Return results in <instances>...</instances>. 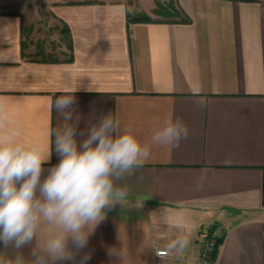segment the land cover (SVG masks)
<instances>
[{
  "label": "crops",
  "instance_id": "obj_1",
  "mask_svg": "<svg viewBox=\"0 0 264 264\" xmlns=\"http://www.w3.org/2000/svg\"><path fill=\"white\" fill-rule=\"evenodd\" d=\"M173 2L188 21L129 22L127 0H41L66 37L59 55L27 48L36 0H0V98L22 140L53 141L41 180L60 159L51 135L62 123L51 106L60 95L74 93L78 142L109 114L142 142L168 117L190 129L177 148L151 146L119 182L122 205L105 209L87 247L57 264L87 253V264H193L205 233L222 238L212 264H264V0ZM178 235L189 239L183 253L156 255ZM34 246L21 250L26 258ZM11 254L0 242V255Z\"/></svg>",
  "mask_w": 264,
  "mask_h": 264
},
{
  "label": "clouds",
  "instance_id": "obj_2",
  "mask_svg": "<svg viewBox=\"0 0 264 264\" xmlns=\"http://www.w3.org/2000/svg\"><path fill=\"white\" fill-rule=\"evenodd\" d=\"M4 98H0V242L14 254L0 255V264H57L74 260L87 247L89 236L105 219V209L123 203L127 189L119 182L131 178L150 158L151 146L177 148L190 134L186 123L168 117L153 131L151 142H142L135 130L121 132L119 119L112 114L91 123L82 141L77 140L81 117L74 115V93L63 94L51 106L62 123L51 133L59 162L50 163L53 141L47 147L22 140L18 126H7ZM200 107H206L201 99ZM44 232L45 239L38 241ZM35 246L26 258L21 251ZM71 244V247L69 246ZM189 239L178 235L166 246L155 250L161 258L171 252L183 253ZM73 249L75 251H73ZM109 256L119 253L109 250ZM91 254L81 256L87 264Z\"/></svg>",
  "mask_w": 264,
  "mask_h": 264
},
{
  "label": "rangeland",
  "instance_id": "obj_3",
  "mask_svg": "<svg viewBox=\"0 0 264 264\" xmlns=\"http://www.w3.org/2000/svg\"><path fill=\"white\" fill-rule=\"evenodd\" d=\"M170 1L173 2V0H127V9L133 15L138 14L139 12H145L152 19H180V17L175 15H160L154 13L153 10L157 8V3L166 6ZM36 2L41 13L38 17L39 19H36L37 21L30 24L31 37L28 36V33L25 36L27 48L29 51H38V48L48 45L51 50H54L57 54L61 55L60 47L65 48L66 46L65 34L61 33V35H58V27L55 23L47 20L48 17L44 12L43 5H41V0H36ZM31 7H34V4H32Z\"/></svg>",
  "mask_w": 264,
  "mask_h": 264
},
{
  "label": "trees",
  "instance_id": "obj_4",
  "mask_svg": "<svg viewBox=\"0 0 264 264\" xmlns=\"http://www.w3.org/2000/svg\"><path fill=\"white\" fill-rule=\"evenodd\" d=\"M154 13L156 14H160V15H175V16H179L180 17V21H188L189 19L187 17H183L180 12L175 8L174 3L172 1H170L168 3V5L163 6L157 3V8H155ZM127 13V20L129 22H135V21H154L149 15H147L145 12H139L138 14H131L130 12H126ZM63 31H65V33L68 35V42H67V46L70 48V41H69V34H68V29L66 26H64ZM221 236H216V247L215 250L212 254V260L214 261L215 259V255L217 252V246L221 241Z\"/></svg>",
  "mask_w": 264,
  "mask_h": 264
},
{
  "label": "built area",
  "instance_id": "obj_5",
  "mask_svg": "<svg viewBox=\"0 0 264 264\" xmlns=\"http://www.w3.org/2000/svg\"><path fill=\"white\" fill-rule=\"evenodd\" d=\"M216 247V236L212 234H203L197 240V257L193 264H212V254ZM160 250L162 253L165 249ZM166 255V254H165Z\"/></svg>",
  "mask_w": 264,
  "mask_h": 264
}]
</instances>
